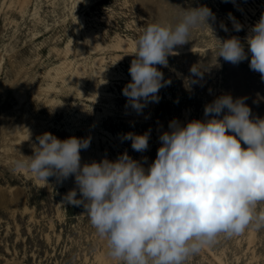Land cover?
Here are the masks:
<instances>
[{
    "label": "rangeland",
    "instance_id": "rangeland-1",
    "mask_svg": "<svg viewBox=\"0 0 264 264\" xmlns=\"http://www.w3.org/2000/svg\"><path fill=\"white\" fill-rule=\"evenodd\" d=\"M199 6L214 13L210 28L193 29L167 67L156 66L170 83L138 113L122 90L139 35L151 23L174 26L182 9ZM262 14L264 0H0V264H117L83 206L63 202L74 176L46 184L14 162L32 156L37 137L50 132L91 138L81 165L127 151L147 168L172 120L203 121L205 105L221 95L245 98L250 119L264 118V80L250 69V54L225 62L216 40L238 37L247 52L245 38ZM129 132L149 133L146 151L122 139ZM186 264H264V229L222 235Z\"/></svg>",
    "mask_w": 264,
    "mask_h": 264
},
{
    "label": "clouds",
    "instance_id": "clouds-1",
    "mask_svg": "<svg viewBox=\"0 0 264 264\" xmlns=\"http://www.w3.org/2000/svg\"><path fill=\"white\" fill-rule=\"evenodd\" d=\"M210 19H215L211 9L199 6L182 9L174 26L151 23L143 29L129 68L131 81L122 90L131 108L139 113L159 101V90L170 82L156 66L167 67L174 48L186 44L193 29L210 28ZM234 28L242 26L234 21ZM216 40L218 57L238 65L250 54V69L264 80V14L245 38L247 52L238 37ZM190 72L203 76L199 65ZM204 116L186 126L172 120L147 168L127 151L114 161L81 165L80 153L90 146V137L61 140L45 132L37 137L34 154L22 155L14 169L46 184L52 176L60 183L74 176L76 188L63 202L83 206L117 264H186L222 235L264 229V118L250 119L245 98L231 95L205 105ZM122 139L144 152L149 133L129 132Z\"/></svg>",
    "mask_w": 264,
    "mask_h": 264
},
{
    "label": "bare ground",
    "instance_id": "bare-ground-1",
    "mask_svg": "<svg viewBox=\"0 0 264 264\" xmlns=\"http://www.w3.org/2000/svg\"><path fill=\"white\" fill-rule=\"evenodd\" d=\"M71 182V181H70Z\"/></svg>",
    "mask_w": 264,
    "mask_h": 264
}]
</instances>
